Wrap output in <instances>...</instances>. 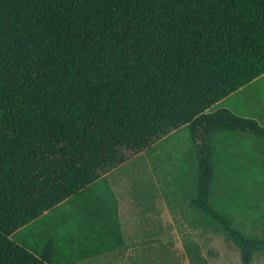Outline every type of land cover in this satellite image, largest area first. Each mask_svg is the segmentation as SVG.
I'll use <instances>...</instances> for the list:
<instances>
[{
	"label": "trees",
	"instance_id": "trees-1",
	"mask_svg": "<svg viewBox=\"0 0 264 264\" xmlns=\"http://www.w3.org/2000/svg\"><path fill=\"white\" fill-rule=\"evenodd\" d=\"M262 75L264 0H0V264L122 247L106 175L183 128L189 208L253 264L264 237L215 188L254 177L230 144L253 141L264 167V127L210 109Z\"/></svg>",
	"mask_w": 264,
	"mask_h": 264
},
{
	"label": "rangeland",
	"instance_id": "rangeland-1",
	"mask_svg": "<svg viewBox=\"0 0 264 264\" xmlns=\"http://www.w3.org/2000/svg\"><path fill=\"white\" fill-rule=\"evenodd\" d=\"M219 108H223V105L211 108L210 112ZM161 150H167V152H161ZM168 153L170 157L167 155ZM139 165L142 167V181L144 182L142 198L145 200V193V197L150 198L156 193H161L164 198L171 201L170 209L163 207L160 222L164 225V233L170 234L176 229L179 234L170 236L172 245L175 242L185 244L183 249L172 250L173 252H170L168 246H154L153 249H159L162 252H142V264H241L236 247L227 243L221 235L213 233L211 229L209 237H203L197 231V234L194 235L197 239L191 240L190 222L193 220L196 224L202 225L198 215L193 213L188 206L189 200L195 197L197 181L193 146L186 128L181 129L170 139L160 142L151 150L142 153V165L141 163ZM256 169L251 170L254 172L253 178L244 181L242 185L238 182L237 189L228 195L225 192V184H222V188L218 185L215 192L216 196L219 194L218 205L222 206V209L239 210L234 214L239 216L237 221L241 227L237 228L243 227V232L246 234L264 237V167H259L258 171ZM123 171L122 169L115 170L108 177L118 196L122 192L119 173L123 174ZM249 174L252 175V173ZM258 178L261 180L258 181ZM157 179L162 181L163 186L154 187V182ZM220 197L222 198L220 199ZM164 202L166 199L163 200V204H165ZM184 223L190 230H182ZM178 225L180 228L177 227ZM195 226V228H200L198 225ZM193 248L198 249L195 255L199 261L193 258ZM80 264L90 263L84 261ZM253 264H264V254L254 256Z\"/></svg>",
	"mask_w": 264,
	"mask_h": 264
},
{
	"label": "crops",
	"instance_id": "crops-1",
	"mask_svg": "<svg viewBox=\"0 0 264 264\" xmlns=\"http://www.w3.org/2000/svg\"><path fill=\"white\" fill-rule=\"evenodd\" d=\"M221 105H223V108L238 115L255 120L259 125L264 127V75L222 100L214 107ZM179 131L172 133L160 142L170 139ZM160 142H158V144H160ZM227 148L238 152L242 151L246 153V155H250L252 157L249 163L250 170L257 168L256 170L258 171L259 167H261L262 164L258 161L260 151L257 144L253 141H250L248 145L244 146L241 144H230ZM161 152H167V150H161ZM167 155L170 157L169 153ZM139 163L142 165V153L116 169L124 170L123 174L119 173L122 186H120L122 188V192L119 193L120 196L116 194L111 182L108 180V177H110L113 171L106 175V180L118 202V215L123 246L114 249L108 254L84 261H89L90 264H142V252H162V250L153 249L154 246H168L171 250L170 252H173L172 250H181L185 246L182 242H175L174 245H172L170 236H172V234L178 236L179 234L176 232V229L170 234L164 233V225L160 222V215L163 212V207L165 206L168 209L171 205V201L164 198L161 193H156L155 196L152 195L151 198L148 196L145 197V193V200L142 198V186L144 182L142 181V167ZM132 164H134L132 168L134 169L133 171L131 169ZM159 186H163V183L157 179L154 182V187L159 188ZM164 199H166V202H164L165 204H163ZM190 224V233L192 234L191 240L197 239L194 236L197 234V231L200 232L203 237L210 236L211 231L209 225L205 227L204 222H201L202 226H200V224H196L193 220ZM195 225H198L200 228H195ZM177 227L180 228V225ZM167 228L170 230L169 227ZM184 229H187V231L190 230L185 223L182 225V230ZM187 236H189V234H187ZM197 250V248H193L192 250V252H194L193 258L196 260L198 258L195 255ZM197 261H199V259Z\"/></svg>",
	"mask_w": 264,
	"mask_h": 264
}]
</instances>
